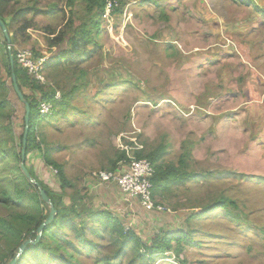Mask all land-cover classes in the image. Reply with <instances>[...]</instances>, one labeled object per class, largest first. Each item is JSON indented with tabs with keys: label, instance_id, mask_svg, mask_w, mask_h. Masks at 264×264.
I'll return each instance as SVG.
<instances>
[{
	"label": "rangeland",
	"instance_id": "obj_1",
	"mask_svg": "<svg viewBox=\"0 0 264 264\" xmlns=\"http://www.w3.org/2000/svg\"><path fill=\"white\" fill-rule=\"evenodd\" d=\"M110 1L116 6L109 18L102 12L99 31L90 33L93 42L79 58L63 64L57 56L70 40L63 34L71 36L81 21L87 23L86 11L96 12L97 6L9 0L6 16L32 4L40 10L19 21L31 23L23 34L15 25L8 29L10 50L43 58L39 73L63 101L54 117L38 122L35 136L72 185L60 192L56 172L44 166L39 149L29 152L26 165L62 195L65 205L73 199L79 214L83 207L110 212L147 247L171 232L191 236V244L173 242L165 256L145 264H264V0ZM56 6L59 10L52 13ZM0 46L8 51L1 30ZM0 72L8 87L13 147L24 104L1 63ZM23 91L31 95L33 88L23 83ZM40 96L37 91L34 97ZM159 146L165 148L159 163L185 176L154 192L165 208L162 213L126 203L115 186L94 189L90 174L109 170L122 152L126 159ZM9 179L0 160V185ZM222 199L227 208L194 217ZM13 210L14 205H0V216ZM81 219L73 224L80 228ZM59 235L70 248L59 251L55 261L26 257L31 261L23 264H95L96 259L143 264L130 263L131 250L114 257L104 229L86 236L95 243L90 254L69 252L81 247L72 226L59 229Z\"/></svg>",
	"mask_w": 264,
	"mask_h": 264
},
{
	"label": "trees",
	"instance_id": "obj_2",
	"mask_svg": "<svg viewBox=\"0 0 264 264\" xmlns=\"http://www.w3.org/2000/svg\"><path fill=\"white\" fill-rule=\"evenodd\" d=\"M104 1L105 0H68L70 7H74L77 2H92L97 6V9L95 10L96 12L88 9L86 12L87 15L90 16L87 18V23L81 21L79 26L74 30L73 34L71 33V36L69 35V46L66 50L61 52L59 56H57L60 60L64 59L63 64H68L72 60L79 58L83 55V50L93 42L90 33L92 32V34H95L99 31V19L104 9ZM8 5L9 0H0V19L3 21L7 31L8 29H11L12 25H15L17 26L15 31L23 34L31 27V23L25 21L24 23H20L19 21H23L25 14L31 13L33 15H37L40 13V10L37 8V4H32L30 7L15 10L13 13L6 16L8 13H6L5 8ZM53 10L58 11L59 9L56 6ZM55 42L56 40H54L51 45L55 44ZM10 54L13 60V73L15 75L17 85L23 95V104L27 103L30 107L29 132L26 140L25 168L31 178L39 184L40 189L34 183L27 180L20 169L22 137L25 126L24 115L22 118L21 134L18 138V143H16L17 146L15 144L13 147L9 146L11 139H8L10 136V127L8 125V103L6 101L8 87L0 72V160L4 163V168L10 176L7 185H0V205L6 206L10 204L16 207V210L11 211L9 215L5 217L0 216L1 264H8L14 258L16 251L26 240H30L31 243L25 247L15 264H23L27 261H31V259L25 260L27 259L26 257H40L41 260L45 259L48 262L55 261L54 259L56 258L54 257L59 253V251H66L68 247L70 248V243L67 247V245H65V239L62 238V236L60 237L59 229L70 226L73 227L74 233L78 235L77 240L81 242V247L77 250L74 247H71L69 251L70 253H74L76 255H80V253L90 254L94 250L95 243L88 240L86 236L95 234L99 231V228L106 231L110 243L114 246V257L126 255L127 250H131L135 254L134 259L131 260L130 263H136L137 260L145 264V262L152 259L153 256H165V254L172 248L171 244L173 242L179 244L182 241L184 243L191 244L192 238L189 234L171 232L165 234L163 238L156 237L153 241H151L150 246L147 247L144 243H142L134 231L128 228L125 229L124 226H122L121 221L110 212L94 208L86 209L83 207L80 210L83 213L79 214L76 212L78 210L76 209L73 199L69 200V205H65L64 198L62 200L61 194L52 192L38 179L35 174L34 167H28L26 165V158L29 155V152L37 149L41 150L40 156L44 166L56 172L55 174L60 192L70 188V185H72L65 178L61 166L51 159L49 151L42 148V142L37 141V134L35 136L38 128V122L45 121L46 118L48 119L54 117L56 106L58 105L63 107V101L60 102L59 99L55 97L56 92L52 91L47 84H40L36 82L33 78L26 74L25 70L19 67L15 57L16 52L10 50ZM0 63L10 79V86L13 88L11 78L12 69L9 54L8 51L3 53V51H1V46ZM23 83L30 84V87L33 88L31 95H25L23 91ZM45 87H47L49 91H47ZM37 91L41 93L39 100L34 97ZM61 98L64 100L65 96H62ZM41 102L51 104L52 109L50 115L44 117L40 115L39 105ZM164 149L165 148L163 146H159L151 152L143 153L142 151H138L134 155L137 159H147L154 168V176L152 179L154 188L153 194L154 192L163 191L175 182L185 178V176L179 175L178 170H176L172 165L159 163ZM123 159H125L124 152L119 154V156H117L115 160L110 163L109 170L115 169L116 164ZM40 190H43L45 195L49 198L55 210V216L53 221L43 228L39 240L36 243H32L35 240L37 228L49 214L48 206L40 197ZM55 199H58V203L55 202ZM218 208H227V199L220 200L212 207H208L200 213L195 214L194 217L205 216ZM79 216H82V219L80 220V228L79 226L76 227V224H73V221H75ZM95 224L96 228H94ZM51 245L53 247H51ZM142 251L144 253H142ZM95 264L113 263L110 260L96 259Z\"/></svg>",
	"mask_w": 264,
	"mask_h": 264
},
{
	"label": "built area",
	"instance_id": "obj_3",
	"mask_svg": "<svg viewBox=\"0 0 264 264\" xmlns=\"http://www.w3.org/2000/svg\"><path fill=\"white\" fill-rule=\"evenodd\" d=\"M115 6L113 1L105 0L102 17L109 18ZM15 57L19 67L25 70L29 77L40 84H45L39 73L43 68V58L35 60L29 50L19 51ZM51 109V104L46 102H41L39 105L42 117L50 115ZM153 176L154 168L147 159L127 156L126 159L117 163L115 169L94 171L89 179L94 189L102 186H115L122 192L123 201L126 203L136 202L144 211L162 213L165 208L157 204L153 196Z\"/></svg>",
	"mask_w": 264,
	"mask_h": 264
},
{
	"label": "water",
	"instance_id": "obj_4",
	"mask_svg": "<svg viewBox=\"0 0 264 264\" xmlns=\"http://www.w3.org/2000/svg\"><path fill=\"white\" fill-rule=\"evenodd\" d=\"M0 30L3 33L6 45L8 47V54H9L10 65H11V69H12L11 78H12L13 89H14V92H15L17 98L19 99V101L24 102L22 92L20 91V89H19V87L17 85L16 78H15V75L13 73V60H12V56L10 54V44H11L10 37H9L8 31H7L3 21L1 19H0ZM29 120H30V107H29V105L27 103H24V125L25 126H24V133H23V137H22L20 169H21L22 173L24 174V176L26 177V179L29 180L30 182L34 183L40 189L39 184L37 182H35L31 178V176L29 175L28 171L25 168L26 140H27V135H28V132H29ZM39 194H40V197H41L42 201L45 204L49 205V214H48L47 218L42 222V224L37 228L36 237H35L34 242H32V243H36L39 240L43 228L45 226L49 225L53 221L54 216H55V210H54L49 198L45 195L44 191L40 190ZM30 243H31L30 240H26L19 247V249L16 251V254H15L14 258L8 264H15L17 259H18V257L24 251L25 247L28 244H30Z\"/></svg>",
	"mask_w": 264,
	"mask_h": 264
},
{
	"label": "crops",
	"instance_id": "obj_5",
	"mask_svg": "<svg viewBox=\"0 0 264 264\" xmlns=\"http://www.w3.org/2000/svg\"><path fill=\"white\" fill-rule=\"evenodd\" d=\"M52 9H53V8H52ZM50 11H51L52 13L57 12V11H55V10H50ZM52 13H51V14H52ZM30 28H31V27H30ZM30 28H29V29H30ZM27 30H28V29H27ZM27 30H26V31H27ZM57 31H58V30H57ZM49 34H50V35H54V34L51 33V32H50ZM68 37H69V34H67V33L63 34V39H64V38H68Z\"/></svg>",
	"mask_w": 264,
	"mask_h": 264
}]
</instances>
